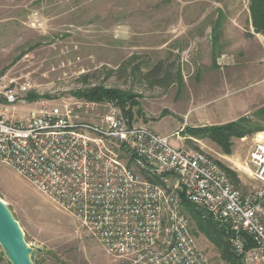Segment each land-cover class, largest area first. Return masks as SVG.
I'll return each mask as SVG.
<instances>
[{"label":"rangeland","instance_id":"rangeland-1","mask_svg":"<svg viewBox=\"0 0 264 264\" xmlns=\"http://www.w3.org/2000/svg\"><path fill=\"white\" fill-rule=\"evenodd\" d=\"M249 4L0 0V76L17 86L28 81L31 89L21 92L33 99L30 104L40 99L54 105L86 101L77 93L96 86L125 93L136 104L131 119L116 106L127 123L169 136L172 146L205 153L247 196L264 189L247 166L255 133L232 138L230 154H225L199 129L246 116L264 128L252 118L264 106V36L252 27ZM159 63L160 78L167 81L155 85L150 72ZM28 109L17 105V116ZM0 200L32 249L33 264H119L74 218L2 164ZM186 216L210 262L226 264ZM0 264H9L1 248Z\"/></svg>","mask_w":264,"mask_h":264},{"label":"built area","instance_id":"built-area-1","mask_svg":"<svg viewBox=\"0 0 264 264\" xmlns=\"http://www.w3.org/2000/svg\"><path fill=\"white\" fill-rule=\"evenodd\" d=\"M29 89L0 76V164L74 218L108 257L212 264L191 234L186 201L224 228L243 264H264V189L241 195L213 158L127 123L113 101L30 104L21 92ZM17 105L29 109L17 116ZM247 166L264 183V131L252 137Z\"/></svg>","mask_w":264,"mask_h":264},{"label":"trees","instance_id":"trees-1","mask_svg":"<svg viewBox=\"0 0 264 264\" xmlns=\"http://www.w3.org/2000/svg\"><path fill=\"white\" fill-rule=\"evenodd\" d=\"M249 11L252 27L255 33L264 36V0H250ZM161 66L162 64L159 63L150 72L154 78L153 82L155 85H162L167 81L166 76L163 79L160 78L161 72H163ZM77 95L88 102H102L104 100L113 101L116 106L121 109L123 115L129 119L133 116L132 110L136 105L132 102L133 98L129 95L121 93L115 89H108L101 86L79 91ZM32 100V98H27L28 102H31ZM252 118L264 123V106L258 109L252 115ZM199 130L201 133L208 134V137H210V139L215 142L225 154H230L232 138L240 139L247 135L261 132L264 128L252 123V119H250L249 116H246L236 121L222 125L204 127ZM227 177L229 178L228 175ZM184 210L188 213L190 220L195 227L196 233L203 234L208 242L218 249L226 264H243L241 258L237 257L231 251L226 240V232L222 226L210 218L204 211L194 209V207L186 201L184 202ZM251 247L252 244L247 240V248Z\"/></svg>","mask_w":264,"mask_h":264},{"label":"water","instance_id":"water-1","mask_svg":"<svg viewBox=\"0 0 264 264\" xmlns=\"http://www.w3.org/2000/svg\"><path fill=\"white\" fill-rule=\"evenodd\" d=\"M0 248L9 264H33L32 249L27 246L18 223L0 200Z\"/></svg>","mask_w":264,"mask_h":264},{"label":"crops","instance_id":"crops-1","mask_svg":"<svg viewBox=\"0 0 264 264\" xmlns=\"http://www.w3.org/2000/svg\"><path fill=\"white\" fill-rule=\"evenodd\" d=\"M262 38H263V42L261 41V43H262L261 45H262V48L264 49V37H262ZM223 124H225V123H223ZM183 125H186V124L183 123Z\"/></svg>","mask_w":264,"mask_h":264}]
</instances>
